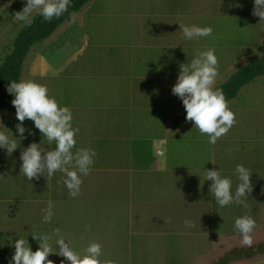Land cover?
Here are the masks:
<instances>
[{
  "label": "rangeland",
  "instance_id": "1",
  "mask_svg": "<svg viewBox=\"0 0 264 264\" xmlns=\"http://www.w3.org/2000/svg\"><path fill=\"white\" fill-rule=\"evenodd\" d=\"M25 2L0 0V63L24 26L14 15ZM253 10L254 0H90L32 47L21 79L47 85L73 114L76 145L97 155L77 197L55 189L61 172L28 181L21 153L55 142L28 119L33 135L19 141L14 106L0 110V131L18 138L13 153L0 148V264H9L18 238L35 251L33 236L49 234L52 243L57 228L78 252L101 243L102 258L115 264H264V76L228 101L236 122L215 144L192 121L171 129L185 109L171 92L182 64L215 49L216 87L264 54V20ZM180 24L213 34L189 41ZM239 164L253 172L252 191L244 203L220 207L205 168L229 176L235 192ZM49 201L53 216L44 223ZM245 215L256 222L251 246L234 227Z\"/></svg>",
  "mask_w": 264,
  "mask_h": 264
},
{
  "label": "clouds",
  "instance_id": "2",
  "mask_svg": "<svg viewBox=\"0 0 264 264\" xmlns=\"http://www.w3.org/2000/svg\"><path fill=\"white\" fill-rule=\"evenodd\" d=\"M71 4L72 0H26L23 9L15 13L14 19L25 26L33 23V14L42 17L44 21H51L67 12ZM253 14L264 20V0H254ZM180 28L183 38L189 41L213 34L211 26L180 24ZM218 75V57L215 49L200 51L189 64L181 65L176 83L171 88L172 94L181 99L184 105L186 120L194 122L201 134H207L210 144H215L221 136L227 134L236 122L235 113L229 107L223 90L215 87ZM7 91L14 96L11 103L19 121L16 125L19 139L12 132L10 137L0 131V148L6 149L9 154L13 153L18 148L17 139L20 141L33 135L31 129L25 128L23 122L26 119L33 121L34 127L49 143L55 142V148L42 150L41 142L29 144L20 155L24 176L28 181H32L39 180L47 173L48 179L60 171L65 175L63 183L69 190V195L77 197L81 192L82 177L89 174L97 153L90 148H80L73 153L80 129L73 127L70 108L61 106L56 97L49 94L47 85L34 80L11 81ZM205 171V181H211L210 193L214 195L220 207L232 203L242 204V198L248 197L252 191L253 172L242 164L235 168L240 181L235 192L232 190L233 181L229 176H222L219 169L205 168ZM42 211L43 222L49 223L53 216L52 201H49L47 208ZM185 225L192 227L191 222L187 220ZM234 227L242 236L243 244L251 246L255 220L249 215L238 217ZM55 236L56 239L52 243V236L49 234L33 236L39 241V247L35 251L26 238H18L14 242L15 251L9 264H55L53 260L48 259L50 254L63 257L60 264H115V261L102 258L103 246L99 242L89 243L81 253L74 250L71 238L61 234L60 229L55 230Z\"/></svg>",
  "mask_w": 264,
  "mask_h": 264
},
{
  "label": "trees",
  "instance_id": "3",
  "mask_svg": "<svg viewBox=\"0 0 264 264\" xmlns=\"http://www.w3.org/2000/svg\"><path fill=\"white\" fill-rule=\"evenodd\" d=\"M90 0H72L68 11L59 18L44 21L42 17H33L30 26H23L14 39L12 49L5 54L0 63V110L5 108L14 98L7 87L11 81H20L23 74L24 62L32 47L49 38L64 22L70 21ZM264 76V54L240 67L229 78L216 87L221 88L227 101L238 97L242 88L254 83L257 78ZM186 120L184 109L172 121L171 129L178 130Z\"/></svg>",
  "mask_w": 264,
  "mask_h": 264
},
{
  "label": "crops",
  "instance_id": "4",
  "mask_svg": "<svg viewBox=\"0 0 264 264\" xmlns=\"http://www.w3.org/2000/svg\"><path fill=\"white\" fill-rule=\"evenodd\" d=\"M80 148H89L88 147V143L87 144H84V143H79V144H77L76 145V148H75V151H77V149H80ZM57 172H60V171H57ZM62 173V172H61ZM63 174V173H62ZM58 183H59V185H54L55 186V189L56 190H62V191H64V190H68L67 188H66V186L64 185V183H63V181H57ZM0 220H3V219H0ZM4 224L5 225H7V223H6V221L4 222ZM7 227V226H6ZM0 228H2V226L0 225ZM0 241H1V239H0Z\"/></svg>",
  "mask_w": 264,
  "mask_h": 264
}]
</instances>
